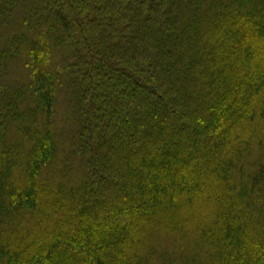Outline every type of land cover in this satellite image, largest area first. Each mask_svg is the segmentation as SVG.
<instances>
[{
    "label": "trees",
    "instance_id": "trees-1",
    "mask_svg": "<svg viewBox=\"0 0 264 264\" xmlns=\"http://www.w3.org/2000/svg\"><path fill=\"white\" fill-rule=\"evenodd\" d=\"M0 264H264V0H0Z\"/></svg>",
    "mask_w": 264,
    "mask_h": 264
},
{
    "label": "rangeland",
    "instance_id": "rangeland-1",
    "mask_svg": "<svg viewBox=\"0 0 264 264\" xmlns=\"http://www.w3.org/2000/svg\"><path fill=\"white\" fill-rule=\"evenodd\" d=\"M58 104H59L58 110L62 111L63 110L62 104H60V103H58ZM261 124L263 125V123L260 122V124H258V126H260ZM28 190L29 189L27 188V191ZM203 203H201V204L199 203V207H197L196 209H193L190 212V219L188 218V220H190V222H191V224H193V226L199 224L198 220L206 219V218H208V216L210 214H212L211 210L209 211L210 208H204ZM193 208H194V205H193ZM52 210L49 212H52ZM49 212H47V213L49 214ZM169 222H170L169 224L163 225L164 227H159L157 230H155L156 232H155L154 240L152 242L153 248H151V255L152 256H154V254H155L156 246L162 245L163 243L169 245L170 247L178 248V247H180V243L187 242L185 240H188V239L190 240V238H191L190 235L189 236L185 235V237H183L184 239L181 238L182 236H180V232H179L180 231V224H178V218L176 217V215H173L170 218ZM161 226H162V223H161ZM80 241L82 242V239H80Z\"/></svg>",
    "mask_w": 264,
    "mask_h": 264
}]
</instances>
